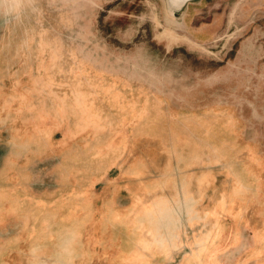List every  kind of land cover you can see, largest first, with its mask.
<instances>
[{
	"label": "rangeland",
	"instance_id": "obj_1",
	"mask_svg": "<svg viewBox=\"0 0 264 264\" xmlns=\"http://www.w3.org/2000/svg\"><path fill=\"white\" fill-rule=\"evenodd\" d=\"M165 12L0 0V264H264V0Z\"/></svg>",
	"mask_w": 264,
	"mask_h": 264
},
{
	"label": "crops",
	"instance_id": "obj_2",
	"mask_svg": "<svg viewBox=\"0 0 264 264\" xmlns=\"http://www.w3.org/2000/svg\"><path fill=\"white\" fill-rule=\"evenodd\" d=\"M210 1H212V0H184V3L182 4V6L177 11H173L172 14H168L167 10H168L169 4H170V0H161V2L163 4V8L166 9V12H165L166 15L165 16H166V18H168V20L174 19L176 22H179L180 25H183V26L189 25L191 27H192L193 21L195 19V17L191 15L192 11L196 10L197 7H200V8L203 7L204 5L208 4ZM186 28H188V27H186ZM205 28H206L205 24L202 23V25L200 27H198L196 30L198 32L202 31L201 34L203 33V35H205L204 33H206V30H207ZM190 39H191V37H190ZM196 40H199V39H196ZM200 40H201V38H200ZM194 42H196V41H194Z\"/></svg>",
	"mask_w": 264,
	"mask_h": 264
},
{
	"label": "bare ground",
	"instance_id": "obj_3",
	"mask_svg": "<svg viewBox=\"0 0 264 264\" xmlns=\"http://www.w3.org/2000/svg\"><path fill=\"white\" fill-rule=\"evenodd\" d=\"M183 3H184V0H170V4H169L168 10H167V13L172 14L173 11H177L182 6ZM64 251L69 252L70 255L73 256L72 255L73 253L70 251V249H65ZM71 256L69 258H71Z\"/></svg>",
	"mask_w": 264,
	"mask_h": 264
}]
</instances>
